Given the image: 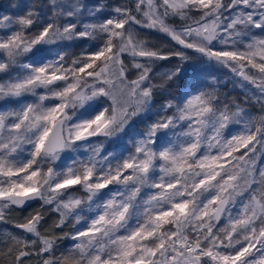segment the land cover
Returning <instances> with one entry per match:
<instances>
[{"label": "snow or ice", "instance_id": "6c2138e0", "mask_svg": "<svg viewBox=\"0 0 264 264\" xmlns=\"http://www.w3.org/2000/svg\"><path fill=\"white\" fill-rule=\"evenodd\" d=\"M50 4L52 15L36 32L27 31L39 19L34 11L0 17V28L10 29L0 36V53L5 57L0 72L31 54L30 63L19 65L21 74L0 82V97L45 90L38 103L0 112V220L11 206L40 200L54 205L59 214L51 229H62L69 216L85 223L70 237L76 241L73 250L56 257L54 248L62 237L51 230L42 233L44 216L36 212L16 225L32 238L10 236L13 247L7 254L15 256V264H24V258L33 255L38 264H255L248 257L257 243L264 248V167L257 169V158L250 153L257 145L264 152V116H246L234 102L221 104L212 85L202 88L190 82L178 103L169 100L162 105L161 111L172 114L148 125L131 142L134 150L127 156L100 157L97 145L87 160L73 161L62 170L51 166L45 170L43 164L58 160L59 153L77 141L123 131L152 104L157 87L152 82L154 63L177 59L179 63L163 74L166 81H173L187 73L189 49L230 67L241 78V87L252 85L264 98V0L227 4L134 0L132 7L116 6L114 14L95 23H84L83 18L103 14V4L88 6L83 0H50ZM193 10L200 12L199 19L189 15ZM172 18L185 23L177 25ZM142 29L162 32L180 47L165 52L150 46L139 38ZM76 39L99 43L69 60L67 53L48 59L42 51L45 45ZM213 41L225 47L217 49ZM125 55L131 58L135 79L128 78ZM248 67L256 71L250 73ZM99 97L107 98L108 107L89 105L68 125L72 117L67 109L75 115V109ZM241 122L242 132L225 136L230 124ZM26 146L30 150L21 158ZM241 148L247 151L234 155ZM112 184L124 186L123 190L110 192L109 199L98 203L100 211L94 218L75 211L85 203L91 208L93 197ZM75 185L88 192L87 201L72 195L61 198ZM145 187L157 191L142 200ZM245 191L249 198L242 210L236 216L229 211L227 224L214 232L228 205ZM132 220L135 224L129 223ZM120 229L126 234L116 235Z\"/></svg>", "mask_w": 264, "mask_h": 264}, {"label": "rangeland", "instance_id": "374dc122", "mask_svg": "<svg viewBox=\"0 0 264 264\" xmlns=\"http://www.w3.org/2000/svg\"><path fill=\"white\" fill-rule=\"evenodd\" d=\"M83 2L88 6H96L103 4L105 5V11L103 14L98 13L97 17H88L85 15L83 18L84 23H95L97 20H103L106 16L112 13V9L119 5L127 4L129 7L133 6L134 0H83ZM225 4L228 3V0H223ZM29 10L34 11L39 14V19L34 22L32 27L27 31L29 33L36 32L41 29L43 23L47 21L52 15L50 0H0V17L3 15H8L13 18L25 15ZM189 15L195 19L200 16V12L193 10ZM175 19V18H172ZM62 22V21H61ZM171 22V21H170ZM10 31V29L0 28V36H4ZM254 32L257 35H261L260 30L256 29ZM139 38L148 42L150 46H156L162 51L176 50L180 46L176 44L175 41L171 40L169 36L162 32L156 30L142 29L139 30ZM99 41H89L83 39H76L72 41H58L57 43L51 45L43 46V53L47 56L48 59H55L57 53L63 52L67 53L66 60L70 58H75L80 55V53H87L94 50L95 45ZM216 44V48H224V45L213 41ZM187 53L190 57V60L184 65L188 70L187 73H182L181 77L173 80L166 81L163 78V74L168 72L174 66H176L179 61L175 58L169 60H160L156 61L153 65V84L157 85L154 89L152 104L149 107V110L141 112L140 115L136 116V124L134 126L129 125L124 127L123 131L117 132L111 137H89L87 141H77L72 148H67L63 153L59 154V159L55 162H45L43 168L46 170L47 167L51 166L55 170L59 171L64 169L66 166L71 165L73 161L87 160L88 157L92 155L93 147L99 145L101 146L100 157H103L107 153L113 154H123L127 156L129 152L133 151L132 141L140 138V133L146 131L147 126L151 123H154L157 119L164 115H171L172 110L167 112L161 111L162 105L167 101L172 100L177 103L178 92L183 88V86L189 85L190 82L198 83L200 86L205 84H211L217 88L220 85H228L227 91V104L232 106L233 102L239 105L245 110V115L253 118H259L264 116V98H261L260 93L252 85H248L246 88L241 87V78L236 76L235 73L231 71L230 67H225L220 64H217L214 61H208L206 58L202 57L200 53H196L193 50H187ZM5 59L4 55L0 53V61ZM131 58L127 55L124 56L125 64L129 68L128 78L135 79L136 70L131 69L130 65ZM31 54H27L18 59V63L10 66L7 72H0V82H3L7 79L13 78L21 74L24 70L20 68V64L30 63ZM248 72H255L256 70L251 69L250 67L246 68ZM215 80V83L213 81ZM45 94V90L42 88L36 89L35 95L29 93L21 97H0V112L4 111H17L23 105L29 103H38L39 96ZM48 104V101L44 102ZM89 105H93L96 108L108 107L107 98L99 97L92 101H87L84 104L83 108L78 107L75 109V115H73V109H67V112L71 110V113L68 115L72 117L67 123L70 126L71 123L75 121V118L78 117L85 109L89 108ZM240 132V131H239ZM239 132L233 131L231 134H238ZM159 135V134H158ZM251 147V145L249 146ZM26 150H30V146H26ZM247 149L241 148L239 152L234 153L238 156L246 152ZM26 152V151H25ZM215 152V150H213ZM250 156H256V168L259 169L264 167V152H262L259 145L256 146V152L250 153ZM100 157H97L99 159ZM234 162V161H233ZM115 163V161H113ZM127 174V173H125ZM122 185L112 184L108 188L101 190V192L93 197L91 201V208L88 204H82L80 208L76 209V212H79L80 215L86 219L94 218L99 209L96 208L98 203H103L109 199L110 192H115L118 189L123 190ZM255 187V185H253ZM156 189H149L147 187L142 188L140 192V197L142 200H147L148 196L156 192ZM72 195L75 198H79L82 201H87L88 192L80 185H75L69 188L64 196ZM249 194L248 191L243 192L241 195L235 197L234 204L230 203L225 210L223 218L220 222H216V226L213 229L215 232L216 229L223 227L227 224V217L229 211L232 216H236L238 212L242 210L243 204L248 202ZM8 209L5 210L4 216H7ZM85 221L81 220L80 223L76 226L75 232L77 229L82 228ZM130 224H135V220L129 222ZM259 224V222H257ZM166 229H171L172 225H165ZM125 233L124 229H120L116 235H121ZM190 235H195L191 233ZM235 239V237H234ZM76 243V241L73 240ZM237 248L240 245H236ZM229 252L233 249H228ZM264 252V248H261L260 244L257 243L255 247L251 250L252 255L248 257L249 260H255V264H260L261 253ZM204 261H207L208 258L204 257ZM209 264H215V262H209Z\"/></svg>", "mask_w": 264, "mask_h": 264}, {"label": "trees", "instance_id": "16d2710c", "mask_svg": "<svg viewBox=\"0 0 264 264\" xmlns=\"http://www.w3.org/2000/svg\"><path fill=\"white\" fill-rule=\"evenodd\" d=\"M195 19H199L195 18ZM175 23L180 25L185 23L181 21L179 18H175ZM187 23L191 24L192 21L188 20ZM151 30V29H149ZM82 53H80L81 55ZM211 84L201 85L200 87H208ZM213 86V85H212ZM214 90L216 91L217 96L221 104L227 103V91L228 85H220L219 88L213 86ZM188 90V85L183 86V88L178 92L177 95V103L183 97L185 91ZM211 90V89H210ZM234 110V109H233ZM71 113V110L68 111V114ZM136 117H134L125 127L132 125L134 126L136 122ZM243 129V122L241 124H230L228 129L225 130V136H229L230 132H242ZM239 132V133H240ZM161 135V134H159ZM170 135V134H169ZM159 143V140L157 141ZM67 149V148H66ZM27 156V150L23 153L21 158H25ZM54 205L44 204L43 201L33 202L32 204L28 205V207L21 208V207H10L8 208L7 216H4V219L0 220V264H15V256L7 254V248L13 247L12 241L9 239L10 236H18L24 237L25 239H31V234L24 233L22 230H17L16 225L24 222L27 217L31 214L36 212H41L44 216V220L42 221V226L40 231L42 233H47L49 230L53 231L57 236L62 237L61 239L57 240L56 246L54 248V255L56 257H60L62 254L67 255L71 252L74 248L75 242H73L70 237L75 233L76 223L71 216H69L66 220V223L62 229H51V225L54 221L59 220V214L53 210ZM121 234H126L122 233ZM24 264H38V259L35 255L30 258H24Z\"/></svg>", "mask_w": 264, "mask_h": 264}, {"label": "water", "instance_id": "95a60500", "mask_svg": "<svg viewBox=\"0 0 264 264\" xmlns=\"http://www.w3.org/2000/svg\"><path fill=\"white\" fill-rule=\"evenodd\" d=\"M65 150H66V149H64L63 151H61L59 154L63 153ZM37 201H39V200L28 201V202H26L25 205L22 206L21 208L28 207V205L32 204L33 202H37ZM12 207L17 208V207H19V206H12ZM226 209H227V208H226ZM226 209H225V210H226ZM224 213H225V212H224ZM224 213L221 215L220 220H219L218 222H220V221L222 220ZM18 229H19V228H17V230H18ZM19 230H21V229H19ZM22 231H23V230H22Z\"/></svg>", "mask_w": 264, "mask_h": 264}]
</instances>
